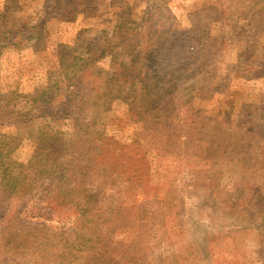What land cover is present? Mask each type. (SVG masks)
<instances>
[{"label":"rangeland","instance_id":"1","mask_svg":"<svg viewBox=\"0 0 264 264\" xmlns=\"http://www.w3.org/2000/svg\"><path fill=\"white\" fill-rule=\"evenodd\" d=\"M198 1L0 0V13L9 16L5 31L40 27L23 48L9 46L0 51V119L11 120L12 113L27 109L42 89L53 90L61 84L59 79L65 81L66 71L56 65L60 54L82 50L79 46L99 33L110 35L119 10L139 15L144 8L154 5L171 12L179 24L186 26L190 22V3ZM228 2L218 1L210 6L211 20L219 27L225 28L222 13L224 10V16H228L229 8H224ZM145 15L150 18L149 13ZM256 27L255 17L245 31L226 35L222 41L226 53L220 54L219 61L214 58L211 68L205 67L206 74L199 80L189 77L188 81L176 86L172 98L179 116L174 121L169 119L172 126L179 121L174 128L160 124L168 106L162 99L159 103L153 101L151 113L144 122L147 127L140 129L130 115L133 106L116 97L109 101L106 113L109 120L117 123L102 128L103 133L90 141L84 132L86 120L77 115L52 122L45 133L33 128L42 121L28 125L30 136L19 134L13 129L14 125L7 129L6 139L1 132L0 228H4L6 234V228L15 229V234L28 233L22 230L25 221L18 225L9 222L3 225V219L17 214L20 209L26 214L34 213L35 201L32 199L39 189L45 201L59 198L68 205L78 203L83 206L86 201L89 204L86 206H91L85 212L86 229L82 233L87 246L84 258L89 260H84V264H121L127 256H131L136 264H264V211L252 209L241 213L234 207V198L230 196L226 201V194L220 192L231 185L226 177L235 172L232 170L239 163L235 161L233 168L229 166V172H218L215 181L209 183L202 176L212 166L197 160L192 153L195 149L192 145L197 146L203 135L211 136L215 147L221 140L220 128L226 129L231 119L251 118L249 109L264 100V82L246 80L244 86L238 84L252 63V59L245 61L244 58L253 49ZM130 34L136 38L138 28L133 27ZM209 38L219 39L216 35ZM118 64L117 55L107 56L95 65L94 73L110 78ZM178 83L174 80L167 85ZM222 84L228 86V91ZM236 98L239 101H235ZM192 120L196 126L189 132L187 125ZM135 130L141 136L138 143ZM58 136L62 140H56ZM226 139H232L231 135ZM60 150L65 156L61 161L87 152L86 158L91 162L75 170L63 169L60 174L68 182L70 191L63 189L64 184H58L46 196V172L57 169L50 154L59 160ZM97 150H101V156ZM232 150L233 144L228 146L227 153ZM34 152H37L36 158H32ZM31 160H34L30 163L34 166L32 169L37 167L41 171H33L31 166L29 169ZM19 165L25 166L21 174L16 173ZM134 165L143 170V177L137 180L129 173L135 170ZM83 173L87 175L83 176ZM19 179L23 182L17 181ZM199 182L210 187L217 183L219 186L213 193L191 191L190 186ZM19 202L24 205L20 207ZM37 206L51 237L52 222L56 223L57 213L48 212L45 204V208ZM133 209L152 225L147 234H140L134 227L132 221L136 211ZM60 214L66 217L67 212L63 214L61 210ZM81 217L83 213L76 219ZM7 238H0L1 260L14 264L18 263L15 255L18 258L26 254V259H20L27 264L28 253H21L20 249L14 255L11 251L14 241L8 235ZM60 240L65 245L67 240ZM78 248L84 251L83 246ZM29 255L34 260V256Z\"/></svg>","mask_w":264,"mask_h":264},{"label":"trees","instance_id":"2","mask_svg":"<svg viewBox=\"0 0 264 264\" xmlns=\"http://www.w3.org/2000/svg\"><path fill=\"white\" fill-rule=\"evenodd\" d=\"M218 1L225 0H199L190 3V22L186 26L179 24L171 12L163 11L154 5L147 6L139 15L119 10L110 35L99 33L88 40L86 44L79 46L82 50L60 54L56 65L66 71L65 81L59 79L61 84L56 85L53 90L46 87L42 89L38 92L39 97L34 99L27 109L13 112L10 116L13 117L11 120L0 119V133L3 132V137L6 139L7 129L14 125L15 128H12L19 134L26 133L30 136L31 128L28 125L34 124L36 121L42 122L33 128L43 130L45 133L46 130H49L52 122L77 115L76 117L86 120L84 132L90 141L99 133H103L102 128H109L112 124L117 123L109 120L106 113L109 101L116 97H121L133 106V112L130 115L135 123L139 124L140 129L147 127L144 122L151 113L153 101L156 100L159 103V100L162 99L163 104L170 106L164 109L165 117L160 120V124L161 126L168 124L169 128H174L179 124V121H175L172 126L169 119L173 118L174 121L179 116L177 106L172 98L176 86L188 81L189 77L199 80L201 75L206 74L203 69L205 67L210 69L214 58L218 62L220 54L226 53L222 44L223 38L237 31H245L250 25V20L255 17L257 27L254 32L253 49L244 58L245 61L252 59V63L245 70L243 78L238 80V84L242 87L246 80H251L252 83L264 82V0H229L224 7L228 6L229 8L228 16H224V10L222 13L223 18L225 17V28L221 25L217 26V23L211 20L213 18L209 13L210 6ZM145 13H149L150 18ZM8 19L9 16L0 13V51L9 48V46L23 48L27 41L34 38L36 30L40 29V27H33L30 30L21 29L7 32L5 27ZM131 27L138 28L136 38L130 34ZM213 28L217 30L214 31ZM210 35H216L219 38L218 41L210 39ZM112 55L119 57V64L114 76L103 78L95 74V65L100 60ZM212 69L215 70L216 67ZM216 79L218 80V78ZM174 80L179 83L167 85V82ZM222 85L225 87L226 84ZM222 88L219 91H222ZM224 89L228 91L229 88L227 86ZM235 101L239 100L236 98ZM249 113L251 118L246 120L231 119L228 121L226 129L220 128L221 140L215 147L211 141L212 137L208 135L206 137L203 135L197 141V146L192 145L196 149H193L192 153L197 160L212 166L202 176V178L208 179L209 183L215 181L218 172H229L231 170L229 166L232 167L235 161L239 163L237 168L232 170L235 172L226 177L231 185L220 192L226 194V198H224L226 201L228 197L232 196L234 207L241 213L250 212L252 209L264 211V100L261 99L258 103H254V106L249 109ZM195 126L196 124L192 120L187 125V130L190 132ZM214 127L217 126L214 125ZM134 135L138 136L136 142H140L141 136L137 130ZM225 135H231L232 139L225 140L227 137ZM214 137L217 139L219 136ZM17 138L16 135L14 139ZM56 140L62 139L58 136ZM231 144H233V150L231 153H227V148ZM56 150H58L57 147ZM97 151L101 156V150ZM58 153L62 154H59V160L50 154V159L57 163V169L46 172L48 173L44 177L48 183L44 186L47 192L46 196L49 195L52 187H56L58 184H64L63 189L69 190L68 182H65L64 177L60 174L63 169L75 170L82 166L85 167L91 162L89 158H86L88 157L87 152H83L80 156H70L64 161H61L65 157L62 150ZM36 155L37 152H34L32 158H36ZM73 155L76 154L73 152ZM33 162L34 160L28 162L29 169L31 166V170L41 171L37 167L32 169L34 166L30 163ZM133 167L135 170L129 172L133 175L132 178L135 180L142 178L143 170L136 165ZM16 169V173L21 174L25 170V166L19 165ZM86 175L83 173V176ZM17 181L23 182L20 179ZM218 186V183L210 187L205 182H199L191 185L190 190L196 193L207 191L213 193L216 192ZM57 188L59 187L57 186ZM35 192L32 199L35 201L34 213L26 214L23 209H20L16 212L17 214L7 215L3 219V225L8 222L18 225L25 221L22 230H26L28 233L15 234V229L6 228V234L5 229L0 228V238L8 239V235L14 241L15 245L11 249L14 255L20 249L21 253H28L27 264H84V260H87L86 257L84 258L87 246L82 233L86 229L85 212L89 211L91 206H86L89 205L86 201L83 206L78 203L68 205L59 198L55 200L48 198L49 200L45 201L39 189ZM179 199L181 200V197ZM38 204L43 208L46 206L48 212L59 213V216L57 214L55 216L56 223L52 222L53 235L51 237L47 232L48 228L45 227L44 216L38 212ZM23 205L24 203L19 206ZM61 210H63V214L64 211L67 212L69 217L61 215ZM133 211L136 210L133 209ZM136 212L132 223L140 234H147L152 225L143 218L142 214ZM80 213H83V217L76 219ZM57 220L60 221V224ZM76 220L79 221L76 222ZM60 238L67 240L65 245ZM81 246L84 247L83 252L78 248ZM29 254L34 256V260ZM15 257L19 264H25V260L21 259L23 257L26 259V254H21L18 258L15 255ZM133 261L131 256H127L121 264H136ZM0 264H10V262L0 258Z\"/></svg>","mask_w":264,"mask_h":264}]
</instances>
